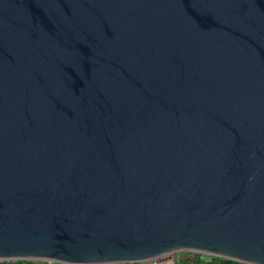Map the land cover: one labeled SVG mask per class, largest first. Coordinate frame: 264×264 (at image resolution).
<instances>
[{
	"label": "water",
	"instance_id": "95a60500",
	"mask_svg": "<svg viewBox=\"0 0 264 264\" xmlns=\"http://www.w3.org/2000/svg\"><path fill=\"white\" fill-rule=\"evenodd\" d=\"M183 250L264 264V0H0V258Z\"/></svg>",
	"mask_w": 264,
	"mask_h": 264
},
{
	"label": "trees",
	"instance_id": "16d2710c",
	"mask_svg": "<svg viewBox=\"0 0 264 264\" xmlns=\"http://www.w3.org/2000/svg\"><path fill=\"white\" fill-rule=\"evenodd\" d=\"M221 258L214 255H207L200 252H183L182 257L180 258V264H244L240 261L224 259L222 263L220 262ZM167 264H175L174 259L170 258V261L166 262ZM2 264H49L47 260H36V259H10L4 261ZM51 264H71L64 262H54Z\"/></svg>",
	"mask_w": 264,
	"mask_h": 264
},
{
	"label": "built area",
	"instance_id": "2783aa9c",
	"mask_svg": "<svg viewBox=\"0 0 264 264\" xmlns=\"http://www.w3.org/2000/svg\"><path fill=\"white\" fill-rule=\"evenodd\" d=\"M197 252V251H193V250H183V251H180L178 253V257L179 259L182 257V253L183 252ZM172 253H168V254H161V255H158V256H153V257H149V258H145V259H140V260H133V261H127V262H121L119 264H167L166 261L170 258H173L174 259V263L175 264H180V262H178V260L176 259L175 255L174 257H170L168 259H162L163 256H166V255H171ZM172 256V255H171ZM10 259H6V258H0V264H2L4 261H8ZM48 261V260H47ZM50 262V261H49ZM244 264H251V263H244Z\"/></svg>",
	"mask_w": 264,
	"mask_h": 264
},
{
	"label": "rangeland",
	"instance_id": "374dc122",
	"mask_svg": "<svg viewBox=\"0 0 264 264\" xmlns=\"http://www.w3.org/2000/svg\"><path fill=\"white\" fill-rule=\"evenodd\" d=\"M171 255H172V256H171ZM171 255L163 256L162 259H168V258H170V257H174L173 254H171ZM167 261H170V259H168ZM167 261H166V262H167ZM242 263H245V262H242Z\"/></svg>",
	"mask_w": 264,
	"mask_h": 264
},
{
	"label": "crops",
	"instance_id": "0c3cea01",
	"mask_svg": "<svg viewBox=\"0 0 264 264\" xmlns=\"http://www.w3.org/2000/svg\"><path fill=\"white\" fill-rule=\"evenodd\" d=\"M49 264H51V262H49ZM112 264H119V263H112Z\"/></svg>",
	"mask_w": 264,
	"mask_h": 264
}]
</instances>
